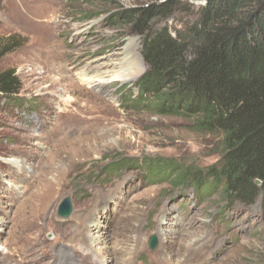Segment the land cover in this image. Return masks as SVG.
Here are the masks:
<instances>
[{"label":"rangeland","instance_id":"rangeland-1","mask_svg":"<svg viewBox=\"0 0 264 264\" xmlns=\"http://www.w3.org/2000/svg\"><path fill=\"white\" fill-rule=\"evenodd\" d=\"M140 1L0 0V42L16 43L0 73L14 71L22 88L0 95V264H264L261 196L229 205L137 163L205 171L222 152L219 136L134 104L144 37L118 17ZM204 1L184 0L190 14L153 27L183 33ZM130 52L142 74L113 79ZM98 76L107 82L89 81ZM123 159L136 163L107 174Z\"/></svg>","mask_w":264,"mask_h":264},{"label":"trees","instance_id":"trees-1","mask_svg":"<svg viewBox=\"0 0 264 264\" xmlns=\"http://www.w3.org/2000/svg\"><path fill=\"white\" fill-rule=\"evenodd\" d=\"M179 13L190 14L191 5L142 0L118 17L144 37L141 54L148 69L135 84L134 104L219 136L221 158L205 171L167 159L137 163L154 180L191 185L201 196L220 195L229 205L253 206L261 196L264 210V0H205L197 22L177 36L153 27ZM10 42H0V59L16 47L15 39ZM21 89L14 71L0 73L2 97L11 101ZM130 161L117 160L107 174L136 163Z\"/></svg>","mask_w":264,"mask_h":264},{"label":"bare ground","instance_id":"bare-ground-1","mask_svg":"<svg viewBox=\"0 0 264 264\" xmlns=\"http://www.w3.org/2000/svg\"><path fill=\"white\" fill-rule=\"evenodd\" d=\"M116 74L117 75H115L113 77V79H119L122 82H130V81L137 80L138 77L142 74L138 57L136 55L132 54V52H130L128 54V58H127L126 62L123 64V66H121L120 70ZM100 75H102V74H100ZM84 76H87V75H84ZM93 79L94 78L90 77L89 81L92 83L93 82H99L100 84H105L107 82V80L105 79V76L104 77L98 76V80H95V79L93 80ZM99 228H100V226H99ZM92 241H93L92 243L95 244L96 242L99 241V238H95V240H92Z\"/></svg>","mask_w":264,"mask_h":264},{"label":"water","instance_id":"water-1","mask_svg":"<svg viewBox=\"0 0 264 264\" xmlns=\"http://www.w3.org/2000/svg\"><path fill=\"white\" fill-rule=\"evenodd\" d=\"M71 213H72V205H71L70 199L67 198L60 205L59 216L66 219L70 216ZM150 243H151L152 249L157 248V240H156L155 236H152Z\"/></svg>","mask_w":264,"mask_h":264}]
</instances>
